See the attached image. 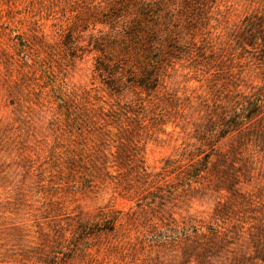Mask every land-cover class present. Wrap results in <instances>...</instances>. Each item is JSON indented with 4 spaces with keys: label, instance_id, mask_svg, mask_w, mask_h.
<instances>
[{
    "label": "trees",
    "instance_id": "16d2710c",
    "mask_svg": "<svg viewBox=\"0 0 264 264\" xmlns=\"http://www.w3.org/2000/svg\"><path fill=\"white\" fill-rule=\"evenodd\" d=\"M243 5L234 19L224 0H67L60 12L67 56L94 54V79L110 95L135 96L108 104L58 89L52 122L64 183L87 189L102 175L134 201L126 216L173 224L170 235L129 245L142 264H264V0ZM18 61L21 95L43 73L34 59ZM176 66L199 84L189 96L167 87ZM175 132L173 155L150 170L140 141ZM209 200L210 212H189Z\"/></svg>",
    "mask_w": 264,
    "mask_h": 264
},
{
    "label": "rangeland",
    "instance_id": "374dc122",
    "mask_svg": "<svg viewBox=\"0 0 264 264\" xmlns=\"http://www.w3.org/2000/svg\"><path fill=\"white\" fill-rule=\"evenodd\" d=\"M224 1L234 5L232 19L245 10L243 0ZM66 3L0 0V264H142L143 252L129 245L136 238L170 235L166 228L173 224L126 216L134 210V201L102 175H96L87 189L69 190L64 183L68 173L52 122L58 89H84L108 104L135 98L133 93L110 95L94 79V54L67 56L60 44L69 24L60 13ZM28 58L36 60L43 77L20 95L13 90L16 62ZM176 69L167 87L179 97L189 96L199 84ZM52 86L57 88L55 93L50 92ZM165 130L172 131L170 126ZM179 143L176 132L172 138L143 137L139 146L145 166L157 171ZM107 170L115 175V169ZM213 207V200L195 202L189 212H210ZM116 244L125 247L116 250Z\"/></svg>",
    "mask_w": 264,
    "mask_h": 264
}]
</instances>
